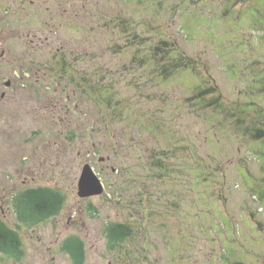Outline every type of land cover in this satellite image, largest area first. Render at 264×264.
Instances as JSON below:
<instances>
[{
  "label": "rangeland",
  "instance_id": "1",
  "mask_svg": "<svg viewBox=\"0 0 264 264\" xmlns=\"http://www.w3.org/2000/svg\"><path fill=\"white\" fill-rule=\"evenodd\" d=\"M261 131L264 0H0V264H75L72 235L83 264H264ZM40 187L64 207L24 224Z\"/></svg>",
  "mask_w": 264,
  "mask_h": 264
},
{
  "label": "trees",
  "instance_id": "2",
  "mask_svg": "<svg viewBox=\"0 0 264 264\" xmlns=\"http://www.w3.org/2000/svg\"><path fill=\"white\" fill-rule=\"evenodd\" d=\"M236 1L242 2L244 0ZM214 89V86L203 88L197 93L196 97L206 96ZM218 106L220 107L221 104ZM261 133H264V131H261ZM34 190L36 191L24 192L17 202L13 203L15 211L20 215L19 221L27 225H37L47 221L59 214L64 207L65 196L60 192L43 187ZM32 202L34 206L31 207L29 204ZM130 231L131 228L123 222L110 223L106 227V235L111 240L110 248L115 249L121 239L125 238ZM21 246H23V242L18 230L0 219V253L20 258L23 255ZM63 249L70 254L75 264L84 263L86 258L85 246L83 239L79 236L72 235L66 238Z\"/></svg>",
  "mask_w": 264,
  "mask_h": 264
},
{
  "label": "water",
  "instance_id": "3",
  "mask_svg": "<svg viewBox=\"0 0 264 264\" xmlns=\"http://www.w3.org/2000/svg\"><path fill=\"white\" fill-rule=\"evenodd\" d=\"M78 187L81 197H90L104 192L103 182L89 163L83 168Z\"/></svg>",
  "mask_w": 264,
  "mask_h": 264
},
{
  "label": "flooded vegetation",
  "instance_id": "4",
  "mask_svg": "<svg viewBox=\"0 0 264 264\" xmlns=\"http://www.w3.org/2000/svg\"><path fill=\"white\" fill-rule=\"evenodd\" d=\"M60 63V66L59 67H62L63 65H65V69H67L68 67H69V64L67 63V62H65V61H61V62H59ZM64 69V70H65ZM58 70V69H57Z\"/></svg>",
  "mask_w": 264,
  "mask_h": 264
}]
</instances>
